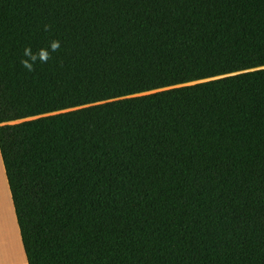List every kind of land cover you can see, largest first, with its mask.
<instances>
[{
    "label": "trees",
    "instance_id": "1",
    "mask_svg": "<svg viewBox=\"0 0 264 264\" xmlns=\"http://www.w3.org/2000/svg\"><path fill=\"white\" fill-rule=\"evenodd\" d=\"M0 150L29 264H264V0H0Z\"/></svg>",
    "mask_w": 264,
    "mask_h": 264
},
{
    "label": "crops",
    "instance_id": "2",
    "mask_svg": "<svg viewBox=\"0 0 264 264\" xmlns=\"http://www.w3.org/2000/svg\"><path fill=\"white\" fill-rule=\"evenodd\" d=\"M10 224V225H9ZM13 231V233H12ZM17 241V242H16ZM14 242L16 243L14 245ZM15 246V247H14ZM0 264H29L0 150Z\"/></svg>",
    "mask_w": 264,
    "mask_h": 264
},
{
    "label": "clouds",
    "instance_id": "3",
    "mask_svg": "<svg viewBox=\"0 0 264 264\" xmlns=\"http://www.w3.org/2000/svg\"><path fill=\"white\" fill-rule=\"evenodd\" d=\"M50 28V25L44 26L45 31H49ZM60 47L61 42L58 40L51 41L47 48L39 49L36 53L32 51L31 47H26L23 53L26 58L22 59L20 63L27 71L34 72L36 63H47L50 59H52V53L57 52Z\"/></svg>",
    "mask_w": 264,
    "mask_h": 264
},
{
    "label": "bare ground",
    "instance_id": "4",
    "mask_svg": "<svg viewBox=\"0 0 264 264\" xmlns=\"http://www.w3.org/2000/svg\"><path fill=\"white\" fill-rule=\"evenodd\" d=\"M10 225V224H9ZM12 233H13V231H12ZM17 242V241H16ZM16 243L14 242V245H15ZM15 247V246H14Z\"/></svg>",
    "mask_w": 264,
    "mask_h": 264
}]
</instances>
